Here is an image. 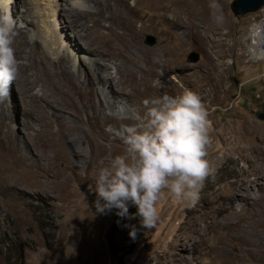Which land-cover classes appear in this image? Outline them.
I'll use <instances>...</instances> for the list:
<instances>
[{
  "label": "rangeland",
  "instance_id": "1",
  "mask_svg": "<svg viewBox=\"0 0 264 264\" xmlns=\"http://www.w3.org/2000/svg\"><path fill=\"white\" fill-rule=\"evenodd\" d=\"M11 1L2 15L10 16L16 23L10 10L23 16L25 8L15 5L13 2L17 3L16 0ZM35 1L37 4L50 2L57 7L61 4L66 10L78 7L80 12L86 9L95 11L86 0ZM182 1L187 3L191 0ZM232 1L218 0L225 21L216 24L219 31H212L211 24L198 15V5L195 7L193 37L187 39L185 25L173 30L185 47L173 63L174 69L164 75L163 91L175 95L188 89L200 97L207 112L209 142L204 159L209 170L195 197L178 200L167 190H162L156 203L157 219L150 229L141 228L138 218L117 217L115 210L105 214L95 213L92 202L93 208L89 206L87 215H90V210L91 215H101L99 226L92 225L85 216L76 215L80 219V227H77L76 219L64 207L65 203L59 200L57 188H30L15 179L17 169H12L11 159L6 153L7 144L0 138V264H264V226L252 232L242 227L245 219L264 223V190L254 184V168L258 167L263 172V167H259L258 160L251 163L253 167L250 164L249 159L254 154L245 148L251 136H243L244 122L249 120L264 141V61H253L245 41L250 27L260 22L264 24V5L255 13L234 16L230 11ZM128 2L133 5V0ZM205 2L208 5V0ZM54 9L55 14L60 15L58 23L52 11ZM50 10H46L49 13L47 27L40 22L44 16L37 19L40 30L35 25L29 27L34 32L37 45L41 47L46 42L51 29L53 35L60 39L55 45L58 54L67 51L71 64L84 67L97 58L87 52L86 43L74 37L76 32L70 28H59L64 21L66 24L62 9L52 6ZM188 12L186 5L185 14L188 15ZM187 21L183 19V24ZM152 23L146 18L135 19V27L140 31L139 45L145 49H157L164 40L161 33L151 27ZM103 24L107 25L106 22ZM78 30L82 35L85 32L84 29ZM149 37L154 39L152 45H148ZM190 53L198 55L197 62H189ZM54 57V54L51 55V58ZM22 60L25 61V56ZM117 63L115 59L107 63V70L116 78L118 76L113 67ZM48 90L39 83L33 88L38 96L44 94L47 104L56 106V97L49 95ZM14 91L16 87L11 85L8 95L0 103V131L11 130L10 134L20 136L25 119L15 110ZM128 105L139 111L137 116L143 114L144 108L139 110L137 103L130 102ZM42 107L47 121L55 129L56 123L49 116L50 110L41 101L38 109ZM60 110L63 119L68 117L66 122L69 125H78L71 112L68 116L67 110L63 107ZM113 113L116 115L117 109ZM38 127V122L31 124V129ZM83 128L86 126L83 125ZM104 129L110 131L111 125H105ZM112 130L113 146L118 147L120 139L115 135L118 129ZM70 138L74 140L77 151L82 147L88 150L82 132H73ZM239 138L244 139L245 145L234 149ZM53 154L54 151L51 156ZM26 155L32 159L30 150ZM106 155L109 157L110 152ZM71 189L82 201L96 199L94 183L85 180L83 174L79 181L72 183ZM236 192H249V202L238 200ZM128 211L131 214L136 210L130 206ZM129 225L136 226L134 238L128 235Z\"/></svg>",
  "mask_w": 264,
  "mask_h": 264
},
{
  "label": "bare ground",
  "instance_id": "2",
  "mask_svg": "<svg viewBox=\"0 0 264 264\" xmlns=\"http://www.w3.org/2000/svg\"><path fill=\"white\" fill-rule=\"evenodd\" d=\"M128 1L86 0L94 6L95 11L86 9L80 12L78 7L66 10L61 4L57 7L50 2L37 4L35 0H16L17 3H13L24 7L25 15L13 14L10 10L11 16H14L18 23H15L17 35L13 44L18 62V76L13 86L16 87L15 110L25 119L21 128L24 135L10 134L11 130H1L0 138L7 144L6 153L11 159L12 169H17L15 179L30 188L40 190L57 188L59 200L65 203L64 207L76 219L77 227L80 219L76 215L87 217L96 227L99 226L102 216L91 215L92 210L89 212L90 215H87V209L95 198L92 201L90 199V202L82 201L74 191H71L72 183L79 181L81 174L85 180L91 182L97 170L106 164L107 152H110L111 156L123 154L124 145L121 141H118V147L113 146L112 129L120 130L122 125L136 122L139 111L136 112L128 103H137L139 110L142 111L145 99L154 98L165 92L164 75L170 69H174L172 65L185 47L184 42L173 30L181 29L185 25L187 39H191L195 30V7L198 5V15L211 24L212 31H219L205 0L196 2L191 0L187 3L180 0H133V5ZM9 2L12 1L0 0V15L5 14L4 10ZM41 5L44 8H39ZM186 5L189 7L188 15L185 14ZM52 6L62 9V15L66 17V24L64 21V25L59 28L72 29L76 32L74 37L87 44V52L97 56L91 63L85 64L86 67L71 64L67 51L65 54H58V47L55 48V45L60 39L53 35L51 29L46 42L42 43L41 47L37 45L34 32L29 27L31 25L39 27L37 19L42 16L44 21L40 22L47 27L46 18L49 15L47 11L49 12ZM52 11L57 22L60 15L55 14V9ZM138 17L152 21L151 27L164 38L162 45L157 49H145L139 45L140 31L135 27V19ZM183 19L188 20L186 24H183ZM104 22L107 25H104ZM78 29H84L83 35L79 34ZM245 41L248 43V51L253 61H264L262 22L250 27ZM53 54L55 57L51 58ZM22 56H25V61L22 60ZM113 59L118 60L113 67L117 78L107 70L109 68L107 63ZM99 64L100 67L102 65V69ZM80 75L83 76L82 80ZM37 83L41 87L49 88V95L56 97V106L47 104L44 94L38 96L33 92ZM167 93L171 95L168 91ZM41 101L44 106H48L46 108L50 110L49 116L56 123L55 129H52L47 121L44 108L38 109ZM61 107L68 111V116L71 113L75 116L78 125H69L66 122L68 117L63 119L60 115L63 113ZM115 109L116 115L113 113ZM33 122L39 123L38 129H31ZM244 123L243 136H251L245 149L254 154L249 162L251 164L258 160L259 167H263V172L258 167L254 168L256 173L254 184L264 190V141L258 135V131H255L258 129H255L253 122L246 120ZM107 124L111 125L110 131L104 129ZM83 125L86 126L85 129ZM77 131L83 133L88 150L82 147L77 151L74 148V140L70 137L71 133ZM243 141V138L236 139L234 149H241L245 145ZM29 150L32 159L26 155ZM52 151L54 154L51 156ZM235 195L238 200L246 203L250 200L249 192H236ZM234 215L237 216V213ZM240 220L239 218L238 221ZM249 221L245 219L242 223V227L249 232L264 226L261 221ZM78 231L80 232V228Z\"/></svg>",
  "mask_w": 264,
  "mask_h": 264
},
{
  "label": "clouds",
  "instance_id": "3",
  "mask_svg": "<svg viewBox=\"0 0 264 264\" xmlns=\"http://www.w3.org/2000/svg\"><path fill=\"white\" fill-rule=\"evenodd\" d=\"M213 21H224L218 0H208ZM15 21L0 15V99L8 95L18 76L13 47ZM144 112L136 123L115 132L124 145L123 154L107 157L93 178L95 213L113 212L125 219L138 218L141 228L150 229L157 219L156 203L162 190L179 199L194 198L208 163L205 147L209 142L207 112L200 97L184 89L178 94L160 95L143 101ZM135 213H129V207ZM128 235L135 237L136 226Z\"/></svg>",
  "mask_w": 264,
  "mask_h": 264
},
{
  "label": "water",
  "instance_id": "4",
  "mask_svg": "<svg viewBox=\"0 0 264 264\" xmlns=\"http://www.w3.org/2000/svg\"><path fill=\"white\" fill-rule=\"evenodd\" d=\"M264 5V0H233L230 4V11L234 16H243L249 13H255L262 9ZM154 39L152 37L148 38V45H152ZM189 62L195 63L198 60V55L195 53H190L188 56Z\"/></svg>",
  "mask_w": 264,
  "mask_h": 264
}]
</instances>
